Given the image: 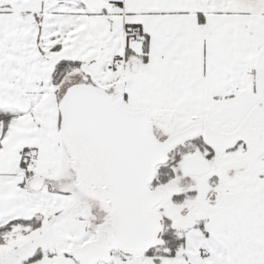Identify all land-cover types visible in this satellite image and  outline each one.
Instances as JSON below:
<instances>
[{"label":"snow or ice","instance_id":"obj_1","mask_svg":"<svg viewBox=\"0 0 264 264\" xmlns=\"http://www.w3.org/2000/svg\"><path fill=\"white\" fill-rule=\"evenodd\" d=\"M0 264H264V0H0Z\"/></svg>","mask_w":264,"mask_h":264}]
</instances>
